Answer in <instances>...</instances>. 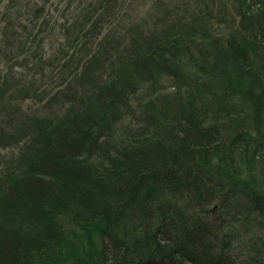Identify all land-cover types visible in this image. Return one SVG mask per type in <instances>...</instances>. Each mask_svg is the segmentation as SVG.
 Wrapping results in <instances>:
<instances>
[{"label": "trees", "instance_id": "1", "mask_svg": "<svg viewBox=\"0 0 264 264\" xmlns=\"http://www.w3.org/2000/svg\"><path fill=\"white\" fill-rule=\"evenodd\" d=\"M15 1L16 14L0 25V264H264V129L254 122L264 115V0L242 2L251 39L232 36L227 49L207 38L225 52L222 77L146 102L159 84L152 74L142 86L147 67L160 71L152 55L185 46L181 35L154 51L119 0H94L80 12L75 5L83 39L63 50L61 80L47 84L43 43L33 47L46 37L45 5ZM90 37L94 51L81 58L78 43ZM13 63L33 64L28 80ZM237 79L253 111L234 99ZM10 89L24 95L6 98ZM32 89L47 100L27 111L19 100ZM124 114L135 122L120 133Z\"/></svg>", "mask_w": 264, "mask_h": 264}, {"label": "rangeland", "instance_id": "2", "mask_svg": "<svg viewBox=\"0 0 264 264\" xmlns=\"http://www.w3.org/2000/svg\"><path fill=\"white\" fill-rule=\"evenodd\" d=\"M23 4L26 5L28 2L30 6L28 9L33 7H39L40 5H45L44 9L46 12H42V19L47 18L50 22L48 28H46L43 32L39 34L46 35L44 39H41L35 42L34 46L43 43L44 47V62L43 66L45 69V74L43 75V83L46 81L47 84L54 82L55 80L60 81L61 78L57 75V68L61 66L66 58L63 55V50H69V52L73 51L72 41L80 37L79 41H82L83 36L80 34L78 30V22L74 21L76 18V13L72 10L75 5H77L76 12H80L83 10L82 7L78 9V6L82 4H87V8L94 6V0H20ZM244 0H119L117 2L118 5H122V11L125 21H127L128 25L131 26H139L142 31V37L144 38V42L147 41V46L150 43H154V51L159 48V43L171 39V33H176V35H181V39L185 46L180 48L178 46V50H174L173 48H165L163 52L159 54H153L152 57L158 60L156 64L157 68L160 71L155 73H150L148 71V67L146 71L149 73L144 75L145 79L142 81V86H149L153 84L154 76L157 77V81H159L158 85H155L156 89H152L151 93H145V95L141 98L142 101H145L152 97L157 96L158 94L163 95L165 93H172L173 91L179 90L181 92H185L189 89L190 86L196 84L198 80L202 83V81L206 80L208 77H213L214 73L223 76L221 66L219 68V64H225L223 58V51L220 52L216 48V43H209L207 38L210 37L211 40L216 42H220L219 40L224 41L226 48L228 49L229 39L232 36L242 38L244 35H248V38H252L249 33H247V22L244 15V9L242 6V2ZM252 0H247L246 5L249 4ZM69 2H72V8H69ZM218 6V7H217ZM23 6L18 7V9L23 11ZM17 1L15 0H0V25L1 27L7 23L9 20V13L12 15L16 14L17 11ZM170 18L165 15V13H169ZM5 14V16H4ZM94 15V13H93ZM92 15L91 20H94V16ZM249 15V14H247ZM81 19V17H80ZM160 20L163 21L164 25L161 26ZM229 23H220V21H224ZM26 18H23V22H28ZM72 22V23H70ZM70 23V24H69ZM170 23V24H169ZM252 24V22H250ZM166 24H169L167 28L174 27L173 30L169 32L168 37H163ZM179 24H181L179 26ZM137 31H129L127 39L130 40L136 35ZM213 33V35L209 34ZM38 34V35H39ZM218 34L221 35L222 38L213 39L212 37ZM126 39V40H127ZM0 41H2L6 46L5 32L0 29ZM84 43V42H83ZM72 47V48H71ZM80 57L82 58L85 54L89 56L94 51V37H90L89 41L86 43L85 47H82L78 43V47L76 48ZM91 51L90 53H88ZM2 55V51L0 50ZM0 55V60H1ZM57 58V60H56ZM47 60H51L55 63H48ZM58 63V64H57ZM76 61L71 63L72 67L76 65ZM14 68L16 69L18 75L21 70L23 73L20 78L24 81L28 80L29 77V68L33 66L30 64V67L25 66V63L19 65L18 63H13ZM228 66L234 69L236 64L228 63ZM6 66V61L0 62V67ZM240 66V64H239ZM6 68V67H5ZM56 73V79L52 78L51 75ZM151 74V75H150ZM186 76L189 79L182 78ZM194 76V77H193ZM197 76V78H195ZM199 76V77H198ZM215 89L221 90L223 85L221 81H219V77L214 78ZM213 79V80H214ZM220 80H222L220 78ZM229 85L230 83H226ZM233 87V97L239 103H243L242 96L244 95L245 84H242L240 80L235 81V85L232 84ZM154 87V88H155ZM17 88V84L14 86ZM235 88V89H234ZM20 91L12 89L7 91L6 98L14 99L15 97L23 96L24 94H19ZM34 90L25 94L28 96H24V98L19 100L24 110H33L36 105H40L44 107V104L47 100V96L39 97L33 96ZM212 97L211 91L206 92V95ZM137 98H132L131 102L136 107L138 105ZM6 102L9 100L6 99ZM36 105H35V104ZM157 103H161L159 100ZM214 104V103H213ZM251 101L246 100L244 105L247 107L245 109H250L253 111L251 106ZM14 116L16 119L21 114L18 110H13ZM261 114V113H260ZM3 119L10 118L3 113ZM127 120H132L135 122V118L132 114H124L121 116L117 122V127L120 129V133L124 132L123 125L127 124ZM217 119L215 115L213 118H210V122H215ZM238 121V118L234 117V124ZM255 124L260 125L261 129H264V115L256 116ZM14 123L18 125L20 123L19 120H15ZM225 128H228V125H224ZM230 128V127H229ZM119 136V135H117ZM237 153V152H236ZM240 159L239 161H245L242 159V155L239 153ZM245 171V170H244ZM246 172V171H245Z\"/></svg>", "mask_w": 264, "mask_h": 264}]
</instances>
